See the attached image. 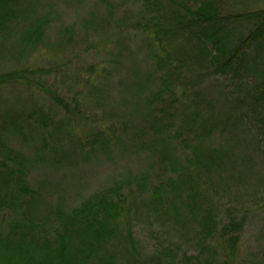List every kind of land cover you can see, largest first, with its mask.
Here are the masks:
<instances>
[{
	"label": "rangeland",
	"instance_id": "1",
	"mask_svg": "<svg viewBox=\"0 0 264 264\" xmlns=\"http://www.w3.org/2000/svg\"><path fill=\"white\" fill-rule=\"evenodd\" d=\"M152 1L166 6L165 0H32V16L28 19H47L43 44L23 54L18 48L12 55L0 49V63L3 55L8 57L0 64V71L29 67L36 74L32 81H38V86L31 83L29 89L2 90L0 108L14 105L19 97H29V109L38 111L44 106L55 119L44 143L43 138H37L35 143L29 141V146L12 144L16 150L22 148L32 163L27 181L38 194L31 207L38 222L53 220L56 212L70 215L109 188H120L123 193L134 187L149 190L164 180L166 183V173L175 170L173 174L185 178L191 172L186 161L192 159L191 151L199 145L193 129L187 150L164 134L161 140L135 138L141 129H148L147 114L156 107L149 106L148 97L160 84L154 74L151 42L137 27L148 30V36L154 31L150 22L157 12L149 6ZM246 8L264 9V2L248 3ZM159 12H164L162 7ZM11 39V44L17 45L18 38ZM182 53L189 54L185 50ZM217 80L203 79L198 87H189L187 94L182 90L177 94L182 103L192 100L194 94L202 97L201 112L208 118L209 106L223 110L221 82ZM162 117L161 109H157L155 120ZM188 124L192 125L189 120H181L172 131ZM225 124L226 136L233 143L229 146L233 159L214 157L211 165L207 164L209 169L215 166L211 170L214 178L211 173L206 179L209 184L202 182L207 172L200 170L196 182L183 181L174 191L181 201L193 195L200 209L197 221L202 220V211L213 216L216 234L204 238L201 226L189 217L179 226L158 219L147 208L148 194L139 198L142 200L137 210L134 203L138 201L129 198V208L126 204L124 207L126 211L132 209V214L127 212L118 220L116 234H132L136 261L148 258L157 259L152 264H185L183 256L196 255L198 264L210 258L214 264H264V161L255 152V141L243 122ZM101 132L104 137L98 138ZM226 140L213 141L212 150L226 147ZM103 143L109 146L104 151L99 148ZM202 149L207 152L206 145ZM54 159L61 165L57 166ZM170 159L176 165H171ZM201 244L211 246L210 253L200 251ZM128 246L130 243L125 248ZM123 251L118 245L116 252ZM126 257L130 264L135 263L133 257ZM118 262L126 261L118 257Z\"/></svg>",
	"mask_w": 264,
	"mask_h": 264
},
{
	"label": "trees",
	"instance_id": "2",
	"mask_svg": "<svg viewBox=\"0 0 264 264\" xmlns=\"http://www.w3.org/2000/svg\"><path fill=\"white\" fill-rule=\"evenodd\" d=\"M257 2L264 0H165V7L161 2L152 1L149 6L157 12V17L150 22L154 24V31L148 36V30L137 25L151 42L147 40L150 53L155 56L153 69L160 84L148 97L149 106L156 105L147 114L148 129H141L135 138L150 136L161 140L164 134L187 150L193 129L199 145L191 151L192 159L186 161L191 172L185 174V178L176 176L173 170L166 173V183L164 180L149 190L134 187L123 193L120 188H109L70 215L56 212L53 220L38 222L31 214L38 194L27 181V170L30 173L32 163L22 148L16 150L12 144L20 142L29 146V141L35 143L37 138L38 141L43 138L44 143L55 119L44 106L39 107V112L29 109V97H19L14 105L0 108V264H120L118 257L130 264L126 255L135 260L136 242L128 231L124 235L116 234L117 222L132 210L126 211L124 207L126 204L129 208L128 199L138 201L134 203L137 210L142 200L139 198L145 197L144 194L150 197L146 202L148 210L158 219H167L168 223L179 226L189 217L201 226L204 238L216 234L213 216L202 211L204 216L197 221L200 209L193 195L181 201L175 198L174 191L183 181L196 182V172L201 174L200 170L207 172L202 182L209 184L206 179H210L208 176L215 166L209 169L207 164L211 165L214 157L216 160L233 159L229 148L233 143H229L230 138L226 136V121H241L246 125L255 141V152L264 161V9L246 8L248 3ZM31 4L32 0H0V49L3 52L7 50L12 55L18 48L23 54L43 44L47 19L29 20ZM161 7L163 13L159 12ZM14 37L18 39L13 46L11 38ZM184 50L189 54H183ZM7 58L3 55L2 63ZM33 76L36 74L29 67L0 71V92L8 87L29 89L31 83L38 86V81H32ZM203 79L221 82L218 83L223 110H214L209 104L208 118L201 112L202 97L194 94L192 100L186 97L189 101L182 103L177 94L181 90L187 94L189 87H198ZM64 108L67 110V105L64 104ZM157 109H161L163 117L155 120ZM181 120H189L194 128L188 124L183 127L184 131L181 127L173 132L174 125ZM97 137H104V133H98ZM224 138H227L226 147L212 150L211 143ZM104 144L99 146L102 151L109 148ZM48 145L52 147L51 143ZM205 145L207 152L202 149ZM53 162L61 165L55 159ZM169 162L176 165L173 159ZM211 177L214 178L213 173ZM127 243L130 246L126 249ZM118 245L123 246L121 254L116 252ZM199 250L210 253L212 247L201 244ZM169 254H174L173 249ZM156 260H135L134 264H152ZM197 261L196 255H185L182 260L185 264H198ZM204 264H214V259Z\"/></svg>",
	"mask_w": 264,
	"mask_h": 264
}]
</instances>
